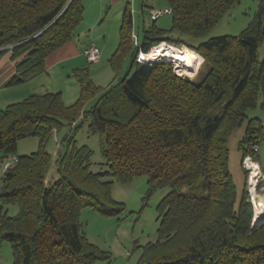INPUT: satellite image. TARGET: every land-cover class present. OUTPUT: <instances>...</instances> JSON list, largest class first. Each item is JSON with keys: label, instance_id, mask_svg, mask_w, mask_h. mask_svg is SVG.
<instances>
[{"label": "trees", "instance_id": "obj_1", "mask_svg": "<svg viewBox=\"0 0 264 264\" xmlns=\"http://www.w3.org/2000/svg\"><path fill=\"white\" fill-rule=\"evenodd\" d=\"M84 0H0V52H13L16 73L9 86L46 71L47 57L78 34ZM170 30L154 24L145 30L141 49L163 41L178 42L197 52L196 65L178 72L172 63H139L133 43L134 13L124 9L120 40L109 59L120 72L131 57V75L121 81V94L102 95L92 110L86 104L102 86L88 67L73 76L80 95L67 104L61 92L36 93L0 108V163L16 155L21 139L36 136L40 147L4 172L3 204L18 203L15 216L0 209V241L12 244L15 264H95L108 254L90 243L80 221L91 207L112 215L124 205L112 194V181L93 172V151L78 145L73 130L91 118L99 134L109 174L129 182L146 175L150 191L170 187L158 211V239L143 247L137 264H264V217L254 222L248 188L239 195L230 170L229 141L246 125L238 150L252 154L264 174V123L248 111L264 108V0L254 19L238 36L206 35L240 0H167ZM176 31L178 36L169 35ZM206 72L195 82L201 66ZM192 74V75H191ZM188 75H191L188 77ZM65 125L55 164L58 179L47 183L53 155L48 141ZM254 143L257 152L250 150ZM256 161V160H255ZM246 183L248 182V171Z\"/></svg>", "mask_w": 264, "mask_h": 264}, {"label": "rangeland", "instance_id": "obj_2", "mask_svg": "<svg viewBox=\"0 0 264 264\" xmlns=\"http://www.w3.org/2000/svg\"><path fill=\"white\" fill-rule=\"evenodd\" d=\"M128 3H130L134 13V31L138 35L141 42L144 40L146 34L145 30L151 27L154 24V21L158 27L163 29L170 30L173 26L172 13L164 14L158 18L153 17L150 14L152 8L164 9L168 7L167 0L104 1L102 20L93 29L83 32L75 37V39L80 41L83 46L89 42L92 44V41L98 42L100 50H102V45L105 44V49L107 52V54L104 55L99 63H89L86 60L87 67L91 71L94 81L96 84L102 86L100 92L87 102L86 108L88 110H92L99 101L100 97L108 92H111L112 94H121L122 79L128 74L131 75L133 73V70H130V56L125 59L122 69L119 73L115 72L109 63V57L117 47L120 40V27L122 24L123 12ZM254 4V0H246L244 4H242V6L246 8L247 12L252 13L253 17L255 16L256 10V6ZM240 9L241 7L236 10H231L225 20L222 19L220 22L215 24L206 35L199 39H194V41H205L215 36L240 35L244 29L240 30L239 26L243 23L244 17L247 18L249 16L243 15L242 17L241 15H238ZM169 35L176 37L178 36V33L176 31H172L169 33ZM173 44L179 47L184 46L177 41L173 42ZM110 50L111 53L108 55ZM166 58L167 57L163 58L165 59L164 61L172 63L175 71L178 73L180 69H178L176 63L174 61H170L169 58ZM205 71L206 67L202 64L198 76L191 79L195 82L199 81L200 78L203 77ZM191 75H188V77ZM54 80L55 78L51 76L52 82L50 83V90H55L53 92H61L67 104L74 103L79 97L81 90L75 77L70 74L69 77L61 76L56 78L55 81ZM248 115L250 117H259L264 123V108H262L261 104L250 109L248 111ZM91 123V118L84 119L80 123L78 130H73V134L78 145L86 144L93 151L91 170L93 172L105 173L103 177L104 180H110L113 182V197L117 202L124 205V210L118 214L107 215L94 208L84 207L80 214L83 233L90 243L108 254L107 258L98 260L95 262V264H137L142 254L143 247L151 242L157 241L158 239V229L160 225L158 206L164 196L171 190V188L166 187L151 192L148 177L146 175L137 176L129 182H121L113 178L109 174L110 168L102 152L100 136L99 134L92 132ZM69 131L70 126L65 125L62 127L48 141L46 150L54 156L58 151L57 139L59 142L63 141ZM39 147V137L27 136L20 140L16 155H30L31 153L36 152ZM259 153L261 158H264V145H262ZM237 156V150L231 148L230 170L233 174L236 185H238L239 190H241L238 180ZM244 158L241 160L242 171L240 169L239 170L241 173L243 172L244 175L245 182H243V189L247 187L248 190H250V170L245 168ZM254 159L256 162L259 161L256 158ZM258 164L260 165V163ZM246 169L249 174L247 183V173L245 172ZM3 178L4 169L0 163V192L4 188ZM52 182H54V178L50 177L49 183ZM263 187L264 174L262 172L257 190L260 193H263ZM242 191L239 193L240 196ZM249 194L252 201L253 197L251 190ZM0 209H3V211H5L10 216H15L20 211L18 203L3 204L1 199ZM129 254L131 255L129 256ZM0 264H15V255L12 244L8 240L0 241Z\"/></svg>", "mask_w": 264, "mask_h": 264}, {"label": "crops", "instance_id": "obj_3", "mask_svg": "<svg viewBox=\"0 0 264 264\" xmlns=\"http://www.w3.org/2000/svg\"><path fill=\"white\" fill-rule=\"evenodd\" d=\"M104 1L106 0H84L83 1L84 8H85L84 16H83V21L81 25L78 27L77 35H80L83 32L93 29L102 20V15L104 12ZM240 1L241 2L236 4L232 8V10H236L241 7V9L238 12V15H241L242 17L243 15H249L247 18L244 17L243 23L240 24L239 29L241 30V29H245L248 26V24L254 19L255 16L253 17L252 13L247 12L246 8L242 6V4H244L246 0H240ZM254 2H255L254 5L256 6L255 8L256 9L255 14H256L258 7H259L258 0H254ZM228 14L223 18V20H225ZM76 36H74V38L70 42L66 43L65 45H63L62 47H60L58 50L54 51L47 57L45 72L39 74L38 76L28 80L27 82L23 84L16 85V86L8 85L9 80L16 73V61L12 59L13 52L9 50L5 52L4 54H2L0 57V108H5L7 105L14 103V102L21 101L32 94H36V93L42 94L46 92H53L55 90L51 91L49 88L51 86L50 83L52 82L51 76H53L56 80V78H59L61 76L69 77L70 74L73 75L74 70L77 68H86L87 59H86L84 51L89 45H91V43L89 42L88 44H85V46H83V44H81L80 41H77L75 39ZM92 42L96 43L98 46V42L96 41H92ZM101 49H102L101 51L103 52V56L101 52L100 61L102 60L104 55L107 54L106 49H105V44L102 45ZM109 53H111V50L110 52H108V55ZM260 57L264 59V41H263L262 46L260 47ZM201 79L202 77L200 78V80ZM245 128H246L245 124L242 127L237 128L233 132L230 138V141H229L230 154H231V148H234L237 150V155H238L237 156L238 180L240 183L241 190H239L238 185L236 186L238 188L239 193L243 190V182L245 181H244L243 172L241 173L242 171V167H241L242 152L238 150V144H239V141L243 137ZM50 177L54 178V181L58 179L57 166L55 163L52 164V167L50 168V171L48 173V179H50Z\"/></svg>", "mask_w": 264, "mask_h": 264}, {"label": "bare ground", "instance_id": "obj_4", "mask_svg": "<svg viewBox=\"0 0 264 264\" xmlns=\"http://www.w3.org/2000/svg\"><path fill=\"white\" fill-rule=\"evenodd\" d=\"M147 60L154 61L158 57H167L174 61L180 71L188 70L196 65L197 52L188 46L179 47L173 43L163 41L153 46L148 52H144ZM166 58V59H167ZM177 69V68H176ZM179 75H182L178 73ZM259 163V162H258ZM255 159L247 160V168L250 170V190L254 203V222L257 223L264 217V192L260 193L258 184L261 178V168ZM264 191V187H263Z\"/></svg>", "mask_w": 264, "mask_h": 264}, {"label": "built area", "instance_id": "obj_5", "mask_svg": "<svg viewBox=\"0 0 264 264\" xmlns=\"http://www.w3.org/2000/svg\"><path fill=\"white\" fill-rule=\"evenodd\" d=\"M171 12H172V9L169 8V7H166L164 9H152L150 14L153 17L158 18V17H160V16H162L164 14H168V13H171ZM132 38H133L134 45L137 46V47H139V52H138V54L136 56V61L139 62V63H149V61L147 60V58L144 57V55H145L144 52L145 51H143L141 49V42L139 40L138 35L135 33V31H133V33H132ZM6 48H8V46L7 47L6 46L0 47V52L2 50L6 49ZM84 53H85L86 59H87V61L89 63H97V62L100 61L101 50H100V48L95 43H92L91 45H89L85 49ZM163 58H165V57L161 56V57L156 58L154 61H160ZM150 62H152V61H150ZM57 144H58V151H57L58 154L56 153L57 155L55 154L53 156L54 163L57 160V157L59 155L60 149L62 147V141L59 142V140L57 139ZM259 149H260V145L258 143H254V144H252L250 146V150L253 151V152H257ZM248 159H254L253 158V155L252 154H248V155L245 156V158H244V166H245V168H247V165L246 164H247V160ZM17 161H18V157L16 155H11V156L7 157L2 162V166H3L4 172L7 171V170H10L11 168H13L15 166V164H16ZM247 169L249 170V168H247ZM261 174H262V172H261ZM46 182L49 183L48 177H47ZM130 255L131 254H129V256Z\"/></svg>", "mask_w": 264, "mask_h": 264}, {"label": "water", "instance_id": "obj_6", "mask_svg": "<svg viewBox=\"0 0 264 264\" xmlns=\"http://www.w3.org/2000/svg\"><path fill=\"white\" fill-rule=\"evenodd\" d=\"M249 192H250V190H249ZM252 203H253V200H252ZM253 206H254V203H253Z\"/></svg>", "mask_w": 264, "mask_h": 264}]
</instances>
